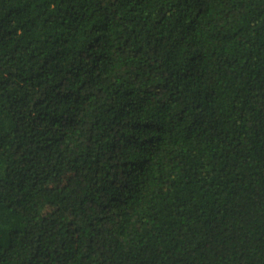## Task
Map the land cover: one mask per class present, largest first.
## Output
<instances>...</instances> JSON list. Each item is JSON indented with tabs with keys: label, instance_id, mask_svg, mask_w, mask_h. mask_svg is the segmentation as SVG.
<instances>
[{
	"label": "trees",
	"instance_id": "16d2710c",
	"mask_svg": "<svg viewBox=\"0 0 264 264\" xmlns=\"http://www.w3.org/2000/svg\"><path fill=\"white\" fill-rule=\"evenodd\" d=\"M0 264H264V0H0Z\"/></svg>",
	"mask_w": 264,
	"mask_h": 264
}]
</instances>
